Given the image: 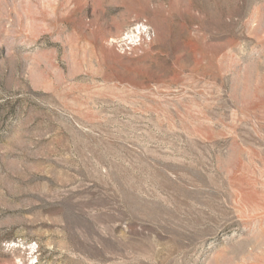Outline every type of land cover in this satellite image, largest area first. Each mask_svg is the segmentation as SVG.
I'll return each mask as SVG.
<instances>
[{
	"label": "rangeland",
	"instance_id": "obj_1",
	"mask_svg": "<svg viewBox=\"0 0 264 264\" xmlns=\"http://www.w3.org/2000/svg\"><path fill=\"white\" fill-rule=\"evenodd\" d=\"M0 264H264V0H0Z\"/></svg>",
	"mask_w": 264,
	"mask_h": 264
}]
</instances>
